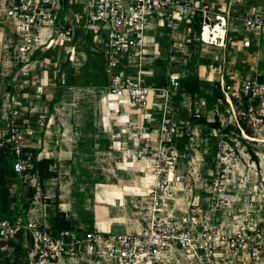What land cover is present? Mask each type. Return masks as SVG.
<instances>
[{
    "label": "rangeland",
    "instance_id": "1",
    "mask_svg": "<svg viewBox=\"0 0 264 264\" xmlns=\"http://www.w3.org/2000/svg\"><path fill=\"white\" fill-rule=\"evenodd\" d=\"M67 5L63 4L62 15L70 12L69 7L80 12L77 4ZM74 25L73 39L70 34L64 37L55 31L46 46L33 52L36 46L27 41L25 53L19 43L7 41L0 45V129L6 124L4 105L9 80L13 79L12 73L2 66L9 61L16 67L19 62L26 63V115L17 119V133L28 146L26 150L33 154V161L34 157L37 161L51 159L49 170L54 173L50 178H42L39 173V181L28 180L29 186L20 179H11L10 186H16L14 206L19 208L26 228L22 227L17 242L12 244L10 257L0 256V264H97L83 249L75 254L47 257L55 254V247L44 238V232L56 237L59 231L53 225L61 219L70 221L79 237L91 231L112 234L138 229L140 203L153 187L143 183L148 167L155 169V175L158 171H165V176L174 173L172 182L165 179L167 190L161 195L168 197L169 209L175 214L195 211L201 220L211 219L222 227H251L253 223L264 227V128L260 126L255 132L248 127L249 133L238 128L220 82L224 75L225 82L233 88L230 92L225 87V91L233 95L241 81L252 75L246 65L247 53L255 49L252 34L246 33L253 46L243 51L236 43L240 39L236 34H231L232 41L223 50L203 43L199 24H194L188 40L183 39V33L176 34V39L166 33L163 42L158 41L160 57L147 56L146 79L157 74L158 79L165 80L168 72H179L180 88L169 91L171 98L167 100L154 96L160 105L153 112H146L153 98L143 109L129 103L117 104L116 109L111 108L109 131L100 126L97 132L98 127L90 122L77 133L75 87L101 86L112 90L109 79L96 75L89 65L95 52L89 50L91 54L83 61L76 55L75 49L81 48L85 38L79 19L72 25L65 24L63 32ZM6 32L14 37L8 27ZM147 34L156 37L159 30ZM85 40L87 45L93 43L90 37ZM259 49L264 54V39L260 38ZM151 56L157 58L152 60ZM202 59L207 61L206 67ZM220 61L221 67L216 71ZM261 61L259 71L264 72V56ZM87 74H91V79ZM194 79L198 81L197 92ZM231 100L237 112V102L232 96ZM180 174L184 178L182 190H176ZM30 178L34 180L35 176ZM63 202L72 204L75 218L65 212L60 216ZM172 255L171 261L166 262L167 254L160 264H188L180 252Z\"/></svg>",
    "mask_w": 264,
    "mask_h": 264
},
{
    "label": "built area",
    "instance_id": "2",
    "mask_svg": "<svg viewBox=\"0 0 264 264\" xmlns=\"http://www.w3.org/2000/svg\"><path fill=\"white\" fill-rule=\"evenodd\" d=\"M64 1L0 0V22L14 25L12 34L20 40L19 47L25 53L26 41L36 46L33 52L42 47L37 45V41L44 38L48 42L55 31L64 37L70 34L73 39L75 25L65 33L63 29L65 24L72 25L79 19L83 35L85 38L91 37L93 42L87 45L83 39L80 47L85 50V58L88 47L90 51L100 54L111 90L117 95L125 93L128 103L139 109L147 107L154 96L165 100L171 98L169 91L179 89L182 79L181 74L175 71L168 72L165 80L158 79L157 74L152 75L149 81L146 79L149 78L145 71L146 59L152 54L146 51L153 48L158 50L159 46L155 36L151 38L153 45L148 44L147 38L150 36L147 32L158 29L160 38H165L167 33L173 39L177 38L176 34L183 33V39L188 40L194 24H199V38L203 43L224 48L238 28L249 33L264 31V12L247 13L230 21L225 13L216 12L207 4L198 5L197 0H67L68 5L77 4L80 12H73L69 7L70 12L62 15ZM44 28H50V31L42 33ZM206 29L211 35L209 42L203 38ZM242 45L249 49L253 42L246 37ZM220 82L236 116L238 128L243 133L246 132L243 125L252 127L255 132L260 126L264 128V72H252L251 76L241 81L239 88H235L237 93L233 95L225 91V87L229 91L231 89L230 92L233 88L225 82L224 75ZM7 96L10 101L4 105L8 116L5 127L0 129V150L9 149L15 153L14 179L28 185V180L31 183L39 181V173L33 154L26 150L28 146L22 143L17 133L20 125L16 122L24 114L23 105L15 93L8 91ZM231 96L237 102V112ZM22 98L25 101L26 94ZM194 116L200 117L199 114ZM162 155L166 157L163 152ZM252 163L257 164L255 160ZM164 172L156 173L148 198L140 203L138 229L112 234L91 231L83 237H79L73 229L62 230L56 237L47 235L45 231L44 238L55 247V254L46 256L55 258L58 254H75L83 249L97 264H160L166 260L164 256L167 254L166 262L173 259V253L180 252L188 264H264L262 225L253 223L251 227H222L208 219L201 220L195 211L175 214L169 209L168 197L161 195L167 190L165 179L174 180V177L170 180L171 172L167 176ZM31 175L35 176L34 180L30 178ZM15 191L16 186H11L10 194L14 195ZM22 227L26 228L22 215L13 220L0 218V256L10 257L12 244L17 242Z\"/></svg>",
    "mask_w": 264,
    "mask_h": 264
},
{
    "label": "bare ground",
    "instance_id": "3",
    "mask_svg": "<svg viewBox=\"0 0 264 264\" xmlns=\"http://www.w3.org/2000/svg\"><path fill=\"white\" fill-rule=\"evenodd\" d=\"M7 27L13 31L14 25L11 23H6L4 21L0 22V39L3 38V34L6 31ZM219 32H221L220 27L217 28ZM50 31V28H44L42 29V33ZM217 37V33L215 35ZM204 41H208L211 38V35L208 31V29L205 30L203 34ZM148 39V44H152V39ZM20 40H17V43H19ZM37 45H47V42L44 38H41L39 41L36 42ZM81 46V45H79ZM146 52L157 54L158 50L155 48L149 49ZM76 55L80 58H82V61L84 60L83 57H85V50L80 48L79 50L75 51ZM154 56V55H153ZM151 56L150 58L152 60H155V58L160 57V54H157V57ZM153 57V58H152ZM75 65H84L82 63H75ZM79 72V71H78ZM202 83V82H201ZM204 83V82H203ZM74 107H75V127L77 133H80V131L85 130V127L87 124H90V122H94L95 126L98 127L96 130L99 132V127L104 126L107 128V131H109L110 126V115H111V108L116 109L117 104H127L128 101L124 96L125 93H122L121 95L115 94L113 91H106L103 87H91V86H76L74 89ZM215 99V97L213 96ZM160 105L159 98H154L151 108L146 110V112H153L157 110V108ZM155 169H151L148 167L146 169L147 175L143 179V183L146 187H151L153 183L155 182L156 176L152 173ZM174 177V173H170V180H172ZM179 179V184L175 188L176 190H182L181 188V180H183V176L180 174L177 176ZM59 210L65 213H68L67 216L69 218H75L76 213L72 211V204L63 202L60 204ZM211 222V219L209 220ZM112 232V231H109Z\"/></svg>",
    "mask_w": 264,
    "mask_h": 264
},
{
    "label": "crops",
    "instance_id": "4",
    "mask_svg": "<svg viewBox=\"0 0 264 264\" xmlns=\"http://www.w3.org/2000/svg\"><path fill=\"white\" fill-rule=\"evenodd\" d=\"M197 4L198 5L207 4L214 11L219 12V13H225V15L228 17V19H230V21L231 20L235 21L236 19H238L239 17H241L247 13L264 12V0H197ZM233 25L234 24L232 23L231 26H233ZM246 33H249V32H245V30L243 28H238L237 32L235 33L236 35L240 36V39H238L236 41V43H237V45H239L240 48H242L243 51L247 50L242 45L243 39H245L246 37L248 38V34H246ZM250 34H252V36L254 37L256 42H254L255 49L252 52L249 51L247 53L249 60L247 61L248 63H246V65H247V67H249L251 69V72H254L256 70L258 71L260 66L263 64V61H261V58H262V56H264V54H263V51L261 49H259V45H260V38L264 39V31H262V32H251ZM149 35H151L152 37L154 36L152 34H148V36ZM163 39L164 38L159 37V34H158V36L155 37L156 43H158V41L160 42V40H161V42H163L162 41ZM7 41L10 42V44L11 43L12 44H15V43L18 44L17 39L13 36L8 35L7 32L5 31L3 34V38L0 39V45L6 44ZM231 41H232V39H229L230 43H231ZM158 45H159V43H158ZM159 47H160V45L158 46V48ZM223 49L224 48H221V50H223ZM202 61L204 62V63H202V65H204V67H206L205 62H207V61L203 60V59H202ZM20 63H22V62H19L17 67H16V65H14L13 61H9L8 65H3L2 67H3V70L5 68V70L10 71L12 73L11 76L13 77V79H12L13 83L12 82L10 83V86H9L10 88L8 87V89L11 93H15L16 96L18 97V99L22 102L23 112H24L23 115H26V113H25L26 112V101H24L22 98V95L26 94V83H25L26 73H24V71L26 70V63H23L22 65H20ZM87 63H88V61H87ZM218 67L219 68L215 69L216 71H218L220 69L221 61L218 65ZM0 71H1V69H0ZM115 72H117V70ZM90 75L87 74L86 77H88V79H91ZM16 78H18V79H16ZM9 101H10V99L8 98L6 100V103Z\"/></svg>",
    "mask_w": 264,
    "mask_h": 264
},
{
    "label": "trees",
    "instance_id": "5",
    "mask_svg": "<svg viewBox=\"0 0 264 264\" xmlns=\"http://www.w3.org/2000/svg\"><path fill=\"white\" fill-rule=\"evenodd\" d=\"M66 2L64 1V5ZM91 39V37H90ZM90 49H86V55L90 53ZM91 54V53H90ZM96 58H99L98 61H96ZM89 65L93 68V71H95L96 75L100 74L102 75L104 80H108V76L104 70V61L100 54L93 53L92 57L89 60ZM98 73V74H97ZM87 80H85L86 82ZM9 83L10 80H9ZM95 84H99L98 81ZM194 85V91H198V81L194 79L193 81ZM97 87V86H96ZM10 88V87H9ZM243 128L246 130L247 133H249V129L243 125ZM15 160V153L10 151L9 149L0 150V218H10L11 220L15 219L18 215H21V212L19 208L12 206L13 202L17 200L16 194L12 196L10 194V185H11V179L15 177L13 172V162ZM35 162V168L37 169L38 173H40V177L42 178H50L54 177L53 171L49 170V166L51 164V159H43L37 161L34 157ZM7 164L6 166L4 164ZM41 166V168H40ZM7 167V169H5ZM60 216H63L64 212H59ZM53 228L56 231H62V230H71L72 226L70 221L61 219L54 223ZM21 236V234H20Z\"/></svg>",
    "mask_w": 264,
    "mask_h": 264
}]
</instances>
